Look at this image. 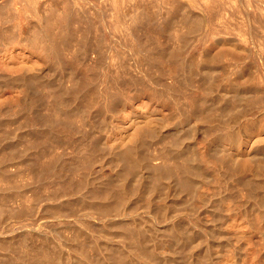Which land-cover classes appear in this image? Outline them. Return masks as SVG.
I'll return each mask as SVG.
<instances>
[{
  "label": "rangeland",
  "instance_id": "374dc122",
  "mask_svg": "<svg viewBox=\"0 0 264 264\" xmlns=\"http://www.w3.org/2000/svg\"><path fill=\"white\" fill-rule=\"evenodd\" d=\"M174 1L154 3L146 14L148 20L143 18L147 24L132 28L131 36L139 38L142 50L127 53L124 46L117 53L110 48L111 55L115 51L118 58L96 41V29L88 32L82 26L78 19L81 4L76 0H71L68 18L59 2L54 4L51 20L47 19V33H53L60 46L53 57L30 47L27 40L34 33L36 19L21 12L19 4L12 5L15 10L10 7L8 12H0V264H264V209L260 210L264 186L256 185L264 178V39H260L264 38V25L252 23L256 33L244 37L237 30L242 16L231 12L234 22L227 18L233 2L222 0L226 3L221 7H233L227 5L226 12L222 7V14L215 16L218 19L212 17L209 22L206 0H178L177 5ZM240 1L243 5L245 0ZM254 1L264 8V0ZM46 5L41 2L39 9L49 17ZM245 5L246 13L258 14L264 23L262 9L255 12ZM82 8L93 20L92 11ZM90 40L101 46L87 48L83 42ZM135 54L149 60L143 57L141 61ZM57 56L58 61L54 60ZM221 76L222 84L216 81ZM252 76L260 80L258 88L251 89ZM87 85L94 87L95 94H87L88 99L84 95L90 89ZM155 89L161 94L178 90L183 101L179 113L165 105L167 95L153 98ZM71 92L75 99L70 98ZM105 92L114 96L111 109L93 105L104 96L113 98ZM58 99L63 100L64 110ZM69 106L73 107L71 114L65 111ZM237 115L241 121L234 126L233 135L225 130L226 122ZM63 124L65 133L59 132ZM56 133L60 137L67 134L66 142ZM181 165L188 172L184 178L175 169Z\"/></svg>",
  "mask_w": 264,
  "mask_h": 264
},
{
  "label": "bare ground",
  "instance_id": "6f19581e",
  "mask_svg": "<svg viewBox=\"0 0 264 264\" xmlns=\"http://www.w3.org/2000/svg\"><path fill=\"white\" fill-rule=\"evenodd\" d=\"M78 3H80L81 5H80V14L78 15V19H79V21H80V23L82 24V26H84L85 28H86V30L89 32L90 30H92V31H94L93 29H96V34H95V37L97 38H95L96 39V41L97 42H100L101 44H102V47H103V45L104 46H107L109 49L111 48V49H113V50H115V51H117V53H118V48H121V47H127L128 48V52L127 53H129V50L131 51V50H135V49H138L139 51H141L142 50V47H141V44H140V42H139V38H136L135 36L134 37H132L131 35H132V28L133 27H135L136 25H138L139 23H144V24H147V20H148V17H147V13H149L150 12V8L151 7H153V5H154V3L157 1V0H76ZM163 1V0H162ZM166 1H168V3L170 4H174L176 1H174V0H166ZM180 1V0H179ZM188 1V0H187ZM226 1V0H225ZM229 1H231V2H233L235 5H233L234 6V8H233V11H232V9H231V11L230 12H228L227 11V15H228V13H229V16H227V18L228 17H231V15L230 14H232V13H234V14H239V15H241L242 17L241 18H243V20L241 21L240 20V22H238L237 21V23H238V25H237V30H239V32H241L242 33V35H244V37H245V35L247 36V34H249V35H253L254 33H256L255 32V27L253 28V26H252V23H254V22H259V24L258 25H260V26H262V25H264V23H262V22H260V20H259V15L258 14H256L257 15V17L256 16H254V15H249V14H251V13H246L247 11H246V9L247 8H245L244 10H243V5L244 4H246L247 3V6H248V8L249 7H253L254 9L253 10H255V12L258 10V9H262V11H264V8H262V4H257V3H254L255 1L254 0H245L246 1V3H245V1H244V4L242 5V3L243 2H241L240 0H229ZM41 2H43L45 5H46V2H47V5H46V7H47V10H48V16L49 17H47V16H44V15H41V13H40V9H39V5L41 4ZM59 2H61L62 3V5H61V8L63 9V11H65V14H66V18H68L69 16H70V12L72 11V8L71 7H73V5H71V0H45V1H41V0H5L4 2H2V5H0V12H8V10H9V8L10 7H12V5L14 6V7H16V5L17 4H19L20 5V8L22 9L21 10V12L23 11V13H26V14H28V15H31V17H34L36 20V24H35V26H34V24H33V26L34 27H32V24H31V27L32 28H34V33L33 34H31V36L30 37H28V43H29V45H31L30 47H32L35 51H45V54H43V55H46V56H48L49 55V57H53L54 55H56V53H57V51H59L58 49L60 48V46H59V48H58V46H57V42H56V40H55V38L53 37V33H51L50 35H49V33H47V31L48 30H50V28L49 29H47V27H49V21L47 20V19H50L51 20V15L54 13V11H55V7H54V4H55V6H57V5H59ZM159 2V1H158ZM184 2V1H183ZM193 2V1H192ZM202 2H203V0H202ZM257 2V1H256ZM180 3V2H179ZM221 3L224 5L225 3H223V1L221 0V2H220V0H206V3H205V6H204V8H205V10H206V12L208 13V21L209 20H211V19H213L214 20V18H215V16H218V14H222V11H221V8L222 7H224V8H222V10L223 9H226L227 7V5H230V4H227V5H225V6H222L221 7ZM227 3H228V1H227ZM77 4V3H76ZM88 4V5H87ZM166 4V3H165ZM178 4V0H177V3H176V5ZM18 5V6H19ZM186 5H187V3H186ZM250 5V6H249ZM87 7V9L88 10H91L92 11V14H93V20L91 19V17L90 16H88L86 13H85V11H83L84 9L82 8V7ZM175 6V5H174ZM232 5H230V8L231 7H233ZM246 5H245V7H247ZM19 8V9H20ZM78 8V7H77ZM230 8H228V9H230ZM11 9H13V7L12 8H10V10ZM18 8H16V10H17ZM78 9V10H79ZM82 9V10H81ZM13 10H15V8L13 9ZM204 10V11H205ZM253 10L251 9L250 11H252L253 12ZM259 10V11H260ZM17 11H20V10H17ZM172 11V10H171ZM175 11V10H174ZM221 11V12H220ZM224 12H226L225 10H223ZM248 11H249V9H248ZM14 12V11H13ZM223 12V13H224ZM232 12V13H231ZM261 12V11H260ZM259 12V14H261ZM20 13V12H19ZM19 13H17V14H19ZM45 13V12H44ZM258 13V12H257ZM184 14V13H183ZM203 14V13H202ZM253 14V13H252ZM262 14H264V13H262ZM28 15H27V17H28ZM225 15V14H224ZM223 15V16H224ZM63 17L62 18H65V16L64 15H62ZM187 16H188V14H187ZM197 16V15H196ZM222 16V15H221ZM236 16V15H235ZM238 16V15H237ZM262 16V15H261ZM1 17V16H0ZM23 17V16H22ZM30 17V18H31ZM144 17H146L147 18V20H143V18ZM175 17V16H174ZM185 17V16H184ZM192 16H190V19H192L191 18ZM212 17H214V18H212ZM234 17V16H233ZM2 18V17H1ZM24 18H25V16H24ZM29 18V17H28ZM189 18V17H188ZM198 18V17H197ZM196 18V19H197ZM217 18V17H216ZM215 18V19H216ZM219 18H220V16H219ZM238 18V17H237ZM261 18V17H260ZM262 18H264V17H262ZM46 19V20H45ZM61 19V18H60ZM59 19V20H60ZM189 19V20H190ZM199 19V18H198ZM197 19V20H198ZM207 19V18H206ZM218 19V18H217ZM232 19V17L230 18V20ZM18 20V19H17ZM185 20H186V17L184 18V23H187V21H188V19L186 20V22H185ZM195 20V19H194ZM194 20H192V21H194ZM196 20V21H197ZM213 20H211V21H213ZM227 20V19H226ZM225 20V21H226ZM235 20V19H234ZM239 20V19H238ZM28 21H31V20H29L28 19ZM53 21V20H52ZM166 21V20H165ZM191 21V20H190ZM191 21V22H192ZM219 21V20H218ZM221 21H223V20H221ZM231 21H233V20H231ZM230 21V22H231ZM5 22V21H4ZM20 22V21H19ZM206 22V21H205ZM210 22V21H209ZM234 22V21H233ZM27 23H29V22H27ZM26 23V24H27ZM79 23V22H78ZM193 23V22H192ZM194 23H196V22H194ZM212 23V22H211ZM218 23H220V22H218ZM22 24V23H21ZM84 24V25H83ZM188 24H189V22H188ZM187 24V25H188ZM203 24H205V23H203ZM206 24H209V23H206ZM230 24V23H229ZM236 24V23H235ZM24 25V24H23ZM199 25H200V23H199ZM198 25V23H197V26L198 27H200ZM218 25V24H217ZM10 26V25H9ZM191 26V25H190ZM190 26L188 27V28H190ZM202 26H204V25H202ZM216 26V25H215ZM228 27H230L229 25H227ZM257 26V25H256ZM20 27V26H19ZM186 27V26H185ZM196 27V26H195ZM218 27H219V25H218ZM234 27V26H233ZM233 27H232V29H233ZM259 27V26H258ZM193 28V27H192ZM200 28H203V27H200ZM200 28H199V30H200ZM205 28V27H204ZM216 28V27H215ZM222 28V27H221ZM231 28V27H230ZM261 28V27H260ZM260 28H258V30H260ZM262 28H264V27H262ZM261 28V29H262ZM22 29V28H21ZM196 29H197V27H196ZM210 29H211V27H210ZM213 29V28H212ZM219 29V28H218ZM217 29V30H218ZM229 29V28H228ZM236 29V28H235ZM190 30V29H189ZM192 30H194V29H192ZM217 30H216V32H217ZM220 30H223V29H220ZM225 30V29H224ZM256 30H257V28H256ZM262 30H264V29H262ZM32 32H33V30H31ZM187 31V30H186ZM226 31V30H225ZM228 31V30H227ZM232 31V30H231ZM230 31V32H231ZM234 31V30H233ZM232 31V32H233ZM180 32V31H179ZM193 31H191L190 33H189V35L192 33ZM211 32H213V30H211ZM239 32H238V35H239ZM100 33V35H98ZM218 33V32H217ZM224 33H226V32H224ZM223 33V34H224ZM241 33H240V35H241ZM262 33V32H261ZM23 34V33H22ZM21 34V35H22ZM176 34V33H175ZM179 34V33H178ZM178 34H176V36H178ZM186 34V33H185ZM187 34H188V31H187ZM205 34V33H204ZM222 34V33H221ZM27 35V34H26ZM98 37H97V36ZM115 35H117V36H119V38L118 37H116ZM212 35V34H211ZM219 35V34H218ZM225 35V34H224ZM229 35V34H228ZM29 36V35H28ZM88 36V35H87ZM184 36H186V35H184ZM209 36V35H208ZM213 36V35H212ZM212 36H209L210 38L212 37ZM233 36V35H232ZM262 36V35H261ZM179 37H183V36H181V34H180V36ZM200 37V36H199ZM202 37V36H201ZM215 37H217V36H215ZM226 37V36H225ZM237 37V36H236ZM239 37H241V36H239ZM248 37V36H247ZM19 38V37H18ZM93 38V39H94ZM120 38L122 39V41L120 40ZM186 39H187V37H185ZM189 38V37H188ZM184 39V38H183ZM203 39V38H202ZM238 39V38H237ZM242 39V38H241ZM260 39H264V38H260ZM13 40V39H12ZM21 40V39H20ZM208 40V39H207ZM206 40V41H207ZM1 41V40H0ZM26 41V42H27ZM95 40H90V41H84L83 42V44L88 48V46L89 45H96V44H94L95 42H94ZM141 41V40H140ZM195 41V40H194ZM197 41V40H196ZM201 41V40H200ZM205 41V42H206ZM239 41V40H238ZM244 41V40H243ZM246 41V40H245ZM248 41V40H247ZM246 41V42H247ZM261 41H264V40H261ZM19 42V41H18ZM94 42V43H93ZM242 42V41H241ZM240 42V43H241ZM255 42V41H254ZM3 43V42H2ZM22 43V42H21ZM93 43V44H92ZM19 44V43H18ZM23 44V43H22ZM21 44V45H22ZM197 44V43H196ZM248 44V43H247ZM246 44V46L248 47L249 45H247ZM258 44H261V43H258ZM28 45V46H29ZM97 45H99V46H101L99 43L97 44ZM146 45H147V43H146ZM204 45V44H203ZM84 46V47H85ZM194 46V45H193ZM198 46H199V44H198ZM91 47V46H90ZM106 47V48H107ZM151 47V46H150ZM195 47V46H194ZM200 47H202V46H200ZM199 47V48H200ZM260 47V46H259ZM262 48H264V45H262L261 46ZM261 47H260V49H261ZM97 48H98V46H97ZM105 48V47H104ZM105 48V49H106ZM108 48L106 49V50H108ZM127 48H125V49H127ZM196 48V47H195ZM198 48V49H199ZM101 49V48H100ZM100 49H98L99 51H100ZM104 49V50H105ZM111 49H110V55H111ZM151 49V48H150ZM202 49V48H201ZM24 50V49H23ZM85 50V49H84ZM96 51H97V49H95ZM194 50V49H193ZM204 50V49H203ZM62 51V50H61ZM115 51H114V54H112L113 56L116 54L115 53ZM126 51V50H125ZM152 51V50H151ZM201 51V50H200ZM256 51V50H255ZM261 51H264V49H262ZM107 52V51H106ZM198 52H199V50H198ZM203 52H205V50L203 51ZM91 53V52H90ZM101 53H102V51H101ZM104 53H105V51H104ZM126 53V52H125ZM125 53H124V55H125ZM126 53V54H127ZM136 53H138V51H136ZM153 53V52H152ZM207 53V52H206ZM205 53V54H206ZM262 53H264V52H262ZM60 54V53H59ZM92 54V53H91ZM174 54V53H173ZM198 54V53H197ZM201 54V53H200ZM209 54V53H208ZM254 54V53H253ZM90 55V54H89ZM100 55H102V54H100ZM105 55V54H104ZM103 55V56H104ZM107 55V54H106ZM108 55H109V53H108ZM111 55V56H112ZM127 55H129V54H127ZM135 55H137V54H135ZM141 55V54H140ZM172 55V54H171ZM59 56V55H58ZM55 57V59L54 58H52V61H53V59L54 60H56V58H58L59 59V57ZM98 56H99V54H98ZM139 55H137V57H138ZM198 56V55H197ZM208 56V55H207ZM82 57H84V56H82ZM100 57V56H99ZM106 57V56H105ZM109 57L110 56H108V59H109ZM115 57V56H114ZM117 58H118V54H117V56H116ZM115 57V58H116ZM121 57V56H120ZM126 57V56H125ZM128 57V56H127ZM143 57H145V56H142V57H138V58H142V59H139V60H144L143 59ZM210 57V56H209ZM223 57V56H222ZM101 58V57H100ZM113 58V57H112ZM138 58H136V59H138ZM146 58H148V57H145V60L144 61H146V60H149V58L148 59H146ZM198 58V57H197ZM221 58V57H220ZM226 58V57H225ZM258 58V57H257ZM257 58H255V59H257ZM262 59H264V54H262V57H261ZM227 59V58H226ZM236 59V58H235ZM50 60H51V58H50ZM63 60V59H62ZM90 60V59H89ZM101 60V59H100ZM103 60V59H102ZM110 60H113V59H111V57H110ZM116 60V59H115ZM139 60H138V62H139ZM207 60H208V58H207ZM210 60V59H209ZM56 61H58V60H56ZM60 61V60H59ZM221 61H223V60H221ZM220 61V62H221ZM235 61V60H234ZM238 61V60H237ZM243 61V60H242ZM200 62V61H199ZM202 62V61H201ZM227 62V61H226ZM59 63V62H58ZM105 63V62H104ZM103 63V64H104ZM117 63V62H116ZM119 63V62H118ZM213 63V62H212ZM219 63V62H218ZM77 64V63H76ZM100 64H102V63H100ZM102 64V65H103ZM107 64V63H106ZM112 64V63H111ZM142 64V63H141ZM206 64V63H205ZM223 64V63H222ZM225 64V63H224ZM242 64V63H241ZM248 64V63H247ZM31 65V64H30ZM69 65V64H68ZM81 65V64H80ZM101 65V66H102ZM120 65V64H119ZM215 65V64H214ZM64 66V65H63ZM67 66V65H66ZM66 66H64V67H66ZM100 66V67H101ZM114 66V65H113ZM121 66V65H120ZM170 66V65H169ZM238 66H240V65H238ZM35 67V66H34ZM63 67V68H64ZM80 67V66H79ZM104 67V66H103ZM108 67H110V66H108ZM228 67V66H227ZM230 67V66H229ZM35 68H37V67H35ZM98 68V67H97ZM102 68V67H101ZM101 68H99L100 69V71L102 70ZM106 68V67H105ZM33 69V68H32ZM60 69V68H59ZM74 69V68H73ZM78 69V68H77ZM98 69V70H99ZM108 69V68H107ZM115 69H116V65H115ZM223 69V68H222ZM229 69V68H228ZM41 70V69H40ZM61 70V69H60ZM69 70H70V68H69ZM75 70V69H74ZM237 70H238V68H237ZM246 70V69H245ZM35 71V70H34ZM59 71V70H58ZM64 71V70H63ZM88 71V70H87ZM86 71V72H87ZM104 71V70H103ZM106 71V70H105ZM259 71V70H258ZM261 71H262V69H261ZM73 72V71H72ZM94 72V71H93ZM99 72V71H98ZM122 72V71H121ZM212 72H213V70H212ZM223 72V71H222ZM239 72H241V70L239 71ZM247 72V71H246ZM262 72H264V71H262ZM101 73H104V75L105 76H108V75H106V74H108L109 73V71L106 73V72H101ZM106 73V74H105ZM201 73V72H200ZM220 73V72H219ZM226 73V72H225ZM232 73V72H231ZM235 73V72H234ZM257 73V72H256ZM64 74V73H63ZM66 74V73H65ZM78 74V73H77ZM190 74V73H189ZM196 74V73H195ZM203 74V73H202ZM216 74H218V72L216 73ZM229 74V73H228ZM228 74H227V76H228ZM253 74H255V73H253ZM257 74H259V73H257ZM99 75V74H98ZM120 75V74H119ZM212 75V74H211ZM226 75V74H225ZM235 75V74H234ZM252 75V74H251ZM30 76V75H29ZM60 76V75H59ZM101 76V75H100ZM205 76V75H204ZM222 76H223V74H222ZM222 76L221 77H217V82L218 81H221V83L220 84H222L223 82H224V77L222 78ZM50 77V76H49ZM95 77V76H94ZM104 77V76H103ZM260 77V76H259ZM9 78V77H8ZM14 78V77H13ZM84 78V77H83ZM107 78V77H106ZM120 78V77H119ZM171 78V77H170ZM195 78V77H194ZM205 78V77H204ZM211 78V77H210ZM215 78V77H214ZM239 78V77H238ZM15 79V78H14ZM17 80V79H16ZM56 80V79H55ZM85 80V79H84ZM114 80V79H113ZM168 80V79H167ZM239 80V79H238ZM63 81V80H62ZM123 81V80H122ZM140 81V80H139ZM262 81V80H261ZM79 82V81H78ZM231 81H229V83H230ZM237 82V81H236ZM235 82V83H236ZM259 82H260V80H258V79H256L255 78V76H252L251 77V79H250V82H248V83H250L249 85H250V87H251V89L253 88V87H256L258 84H259ZM88 83V82H87ZM211 83V82H210ZM234 83V84H235ZM241 83V82H240ZM247 83V84H248ZM262 83V82H261ZM82 84V83H81ZM92 84V83H91ZM96 84V83H95ZM220 84H219V86H220ZM227 84V83H226ZM246 84V85H247ZM77 85H80V84H77ZM164 85V84H163ZM196 85V84H195ZM199 85V84H198ZM203 85V84H202ZM237 85V84H236ZM20 86V85H19ZM88 86V85H87ZM92 86V85H91ZM94 86V85H93ZM97 86V85H96ZM95 86V87H96ZM107 86V85H106ZM109 86H111V85H109ZM118 86V85H117ZM197 86V85H196ZM205 86V85H204ZM207 86V85H206ZM261 86V85H260ZM77 87V86H76ZM89 87V86H88ZM224 87V86H223ZM247 87V86H246ZM249 87V86H248ZM90 89H91V87H89ZM94 88V87H93ZM92 88V89H93ZM102 88H104V87H102ZM185 88V87H184ZM198 88V87H197ZM211 88V87H210ZM218 88V87H217ZM222 88V87H221ZM240 88V87H239ZM256 88H258V87H256ZM31 89V88H30ZM45 89V88H44ZM89 89V91H90V93H89V91H88V93L87 92H85V91H87V89H85L84 90V95H86L87 96V94L88 95H90L91 96V94L94 96L95 94H93L92 93V89L90 90ZM98 89H99V87H98ZM109 89H111V88H107V90L106 91H109ZM163 89V88H162ZM167 89V88H166ZM208 89H209V87H208ZM262 89V88H261ZM95 90V89H94ZM96 90H97V87H96ZM100 90V89H99ZM102 90V89H101ZM159 90H161V89H159ZM206 90V89H205ZM257 90V89H256ZM69 91V90H68ZM74 91V90H73ZM125 91V90H124ZM171 91V90H170ZM168 92L167 93V91L166 92H164V93H160V92H157V89H155V91H153V98L154 97H160V96H162V95H167L168 96V99H166L165 98V105H168L169 107H171L172 106V108H173V110L172 111H176V112H178L179 111V109H180V104H181V101L182 100H180V94L181 93H179L178 92V90H173V91H171V92ZM95 93H96V91H94ZM110 92H111V90H110ZM110 92H109V94H110ZM201 92V91H200ZM216 92V91H215ZM235 92V91H234ZM243 92V91H242ZM259 92V91H258ZM72 94H71V96L73 95H75V94H73V92H71ZM97 93H99V92H97ZM170 93V94H169ZM218 93V92H217ZM222 93V92H221ZM252 93V92H251ZM102 94H103V92H102ZM108 94V92L106 93H104V95H107ZM108 94V95H109ZM114 94V93H113ZM117 94V93H116ZM224 94H226V93H224ZM228 94V93H227ZM246 94V93H245ZM248 94V93H247ZM35 95V94H34ZM57 95H58V93H57ZM69 95V94H68ZM99 95H101V94H99ZM103 95V96H104ZM107 95V96H108ZM111 95V94H110ZM217 95V94H216ZM243 95V94H242ZM258 95H259V93H258ZM261 95V94H260ZM259 95V96H260ZM59 96V95H58ZM57 96V97H58ZM70 96V95H69ZM70 97V98H74V97ZM79 96V95H78ZM81 96V95H80ZM97 96H98V94H97ZM97 96L96 97H93V99H92V101H94V99L95 98H97ZM112 96V95H111ZM149 96V95H148ZM188 96V95H187ZM225 96V95H224ZM237 96V95H236ZM257 96V95H256ZM259 96L257 97V99L259 98ZM60 97V96H59ZM58 97V98H59ZM61 97H63V96H61ZM102 97V96H101ZM110 97V96H109ZM109 97H105L104 96V99L103 100H101V98L98 100V101H94L93 102V105L95 104V103H99L100 105L99 106H103L105 109L107 108V109H111L114 105H115V101L113 100L114 99V96H112L113 98L111 99V98H109ZM121 97V96H120ZM199 97V96H198ZM232 97V96H231ZM230 97V98H231ZM242 97V96H241ZM262 97V96H261ZM78 98V97H77ZM80 99L82 98V97H79ZM78 98V99H79ZM84 98V97H83ZM86 98V97H85ZM89 98V99H90ZM67 99H68V97H67ZM75 99V98H74ZM87 99H88V96H87ZM87 99H82L83 100V102H84V104L86 103V102H88V100ZM90 99V100H91ZM162 99V98H161ZM236 99V98H235ZM255 99H256V97H255ZM61 100L62 99H60V101H59V99L57 100V102L59 103H61ZM89 100V101H90ZM96 100V99H95ZM115 100H116V97H115ZM208 100V99H207ZM262 100H264V99H262ZM14 101V100H13ZM26 101V100H25ZM63 101V100H62ZM74 101H77V100H74ZM79 101H81V100H78V104H81V103H79ZM125 101V100H124ZM200 101V100H199ZM209 101V100H208ZM238 101V100H237ZM242 101V100H241ZM241 101H240V104H241ZM259 101V103H261L260 102V100H258ZM21 102H23V101H21ZM66 102V101H65ZM71 102V101H70ZM73 102V101H72ZM91 102V101H90ZM183 102V101H182ZM216 102V101H215ZM243 102V101H242ZM251 102H253V100L251 101ZM257 102V101H256ZM29 103V102H28ZM160 103H164V102H160ZM213 103V102H212ZM258 103V102H257ZM258 103V104H259ZM83 104V105H84ZM87 104V103H86ZM225 104V103H224ZM242 104H244V102L242 103ZM254 104V103H253ZM52 105V104H51ZM92 105V104H91ZM96 105V104H95ZM94 105V106H95ZM98 105V104H97ZM157 105V104H156ZM160 105V104H159ZM260 105V104H259ZM23 106H25V105H23ZM58 106H60V105H58ZM62 103H61V109L62 110H64L63 108H62ZM82 106V105H81ZM122 106V105H121ZM198 106V105H197ZM225 106V105H224ZM243 106V105H242ZM245 106V105H244ZM261 106V105H260ZM262 106H264V105H262ZM261 106V107H262ZM22 107V106H21ZM29 107V106H28ZM87 107H89L88 105H87ZM221 107V106H220ZM247 107V106H246ZM256 107H257V105H256ZM260 107V108H261ZM84 108V107H83ZM171 108V109H172ZM259 108V107H258ZM259 108V109H260ZM85 109H87V108H85ZM96 109V108H95ZM104 109V110H105ZM228 109V108H227ZM247 109V108H246ZM261 109H264V107H262ZM70 111V112H68L69 114H71V112H72V110H73V107H71V106H69V107H67V108H65V111ZM76 110V109H75ZM204 110V109H203ZM14 111V110H13ZM50 111V110H49ZM66 111V112H67ZM91 111V110H90ZM107 111V110H106ZM59 112V111H58ZM88 112H89V110H88ZM115 112H116V110H115ZM193 112V111H192ZM73 113H74V111H73ZM84 112H82V114H83ZM87 113V112H86ZM86 113H84V114H86ZM179 113V112H178ZM230 113V112H229ZM49 114V113H48ZM88 114V113H87ZM86 114V115H87ZM202 114V113H201ZM212 114V113H211ZM89 115V114H88ZM88 115H87V117H88ZM156 115V114H155ZM242 115V114H241ZM25 116V115H24ZM38 116V115H37ZM71 116V115H70ZM72 116H74L75 117V115H73L72 114ZM72 116H71V118H72ZM79 116V115H78ZM91 116V115H90ZM97 116V115H96ZM173 116V115H172ZM199 116V115H198ZM30 117V116H29ZM83 117H85V116H82V117H80V118H83ZM86 117V118H87ZM103 117V116H102ZM178 117V116H177ZM251 117V116H250ZM39 118V117H38ZM89 118V117H88ZM87 118V120L89 121V119ZM101 118V117H100ZM179 118V117H178ZM255 118V117H254ZM51 119H52V116H51ZM58 119V118H57ZM73 119V118H72ZM78 119V118H77ZM85 118H83L82 120L83 121H85L84 120ZM198 119V118H197ZM244 119V118H243ZM31 120V119H30ZM44 120H45V118H44ZM94 120V119H93ZM179 120V119H178ZM57 121V120H56ZM77 121V120H76ZM231 122H226L227 124V128L225 129L227 132H230L231 134H236V131L234 130L233 131V129H234V126H237V124L238 123H240V116L239 115H237V116H235L232 120H230ZM78 122V121H77ZM91 122V121H90ZM93 122V121H92ZM243 122V121H242ZM247 122V121H246ZM49 123V122H48ZM75 123V122H74ZM81 123V122H80ZM195 123V122H194ZM193 123V124H194ZM224 123V122H223ZM26 124V123H25ZM34 124V123H33ZM37 124V123H36ZM52 124V123H51ZM70 124V123H69ZM191 124V123H190ZM244 124H245V122H244ZM44 125V124H43ZM48 125V124H47ZM72 125V124H71ZM84 125V124H83ZM180 125V124H179ZM228 125H231V128L230 129H228L229 128V126ZM50 126V125H49ZM64 126V127H63ZM91 126V125H90ZM219 126H220V124H219ZM223 126V125H222ZM29 127V126H28ZM27 127V128H28ZM55 127H56V125H55ZM252 127V126H251ZM17 128V127H16ZM57 128V127H56ZM59 128V127H58ZM70 128V127H69ZM69 128H67V131H68V129ZM211 128V127H210ZM239 128V127H238ZM46 129V128H45ZM149 129V128H148ZM200 129V128H199ZM220 129V128H219ZM52 130V129H51ZM66 130V126L63 124L62 126H60V128H59V132H66L65 131ZM142 130V129H141ZM180 130H181V128H180ZM221 130H223V129H220V133H221ZM49 131V130H48ZM57 130L55 129V132H56ZM70 131V130H69ZM76 131V130H75ZM226 131H224V133L226 132ZM249 131V130H248ZM35 132V131H34ZM50 132V131H49ZM71 133H72V131H70ZM138 132V131H137ZM180 132V131H179ZM219 132V131H218ZM217 132V133H218ZM68 133V132H67ZM84 133V132H83ZM51 134V133H50ZM58 133H56L55 135L56 136H59V135H57ZM60 134V133H59ZM32 135V134H31ZM54 135V134H53ZM65 135V134H64ZM64 135H62L61 134V136L62 137H60V138H63V137H65L64 139H65V142H66V139H67V134L64 136ZM70 134L68 133V136H69ZM26 136V135H25ZM30 136V135H29ZM52 136V135H51ZM81 136V135H80ZM79 136V137H80ZM136 136V135H135ZM160 136V135H159ZM191 136V135H190ZM227 136V135H226ZM31 137H33V136H31ZM39 137V136H38ZM78 137V136H77ZM84 137V136H83ZM233 137V136H232ZM244 137V136H243ZM10 138V137H9ZM36 138V137H35ZM49 138V137H48ZM58 138V137H57ZM239 138V137H238ZM6 139V138H5ZM41 139V138H40ZM70 139V138H69ZM36 140H38V139H36ZM48 141V140H47ZM68 141H71V140H68ZM262 141V140H261ZM46 142V141H45ZM44 142V143H45ZM56 142V141H55ZM172 142V141H171ZM186 142V141H185ZM209 142V141H208ZM19 143V142H18ZM21 143V142H20ZM24 143V142H23ZM37 143V142H36ZM47 143V142H46ZM131 144V143H130ZM16 145H17V143H16ZM60 145V144H59ZM75 145V144H74ZM257 145V144H256ZM14 146V145H13ZM24 146V145H23ZM56 146V145H55ZM9 147V146H8ZM22 147V146H21ZM34 147V146H33ZM61 147V146H60ZM59 147V148H60ZM128 147V146H127ZM185 147V146H184ZM12 148V147H11ZM10 148V149H11ZM45 148V147H44ZM51 148V147H50ZM190 148V147H189ZM27 149V148H26ZM32 149V148H31ZM78 149V148H77ZM172 149V148H171ZM13 150V149H12ZM37 150V149H36ZM90 150V149H89ZM120 150V149H119ZM254 150V149H253ZM14 151V150H13ZM28 151V150H27ZM91 151V150H90ZM173 151V150H172ZM9 152V151H8ZM42 152V151H41ZM52 152V151H51ZM54 152V151H53ZM61 152V151H60ZM81 153V152H80ZM254 153V152H253ZM4 154V153H3ZM27 154H28V152H27ZM71 154V153H70ZM77 154V153H76ZM131 154V153H130ZM178 154V153H177ZM256 154V153H255ZM255 154H253V155H255ZM49 155H51V154H49ZM236 155V154H235ZM30 156V155H29ZM52 156V155H51ZM135 156V155H134ZM1 157V156H0ZM34 157H36V156H34ZM46 157V156H45ZM183 157V156H182ZM211 157V156H210ZM240 157V156H239ZM57 158V157H56ZM132 158V157H131ZM137 158V157H136ZM32 159V158H31ZM34 159V158H33ZM37 159V158H36ZM36 162V161H35ZM44 162V161H43ZM48 162V161H47ZM63 162V161H62ZM134 162V161H133ZM132 162V163H133ZM30 163V162H29ZM42 163V162H41ZM46 163V162H45ZM67 163V162H66ZM260 163V162H259ZM39 164V163H38ZM49 164V163H48ZM57 164V163H56ZM60 164H61V162H60ZM74 164V163H73ZM134 164V163H133ZM161 164V163H160ZM63 165V164H62ZM69 165V164H68ZM131 165V164H130ZM191 165V164H190ZM32 166V165H31ZM51 166V165H50ZM174 166V165H173ZM176 166V165H175ZM196 166V165H195ZM237 166V165H236ZM250 166V165H249ZM24 167V166H23ZM39 167V166H38ZM47 167H49V166H47ZM64 167V166H63ZM182 167H184V166H177L175 169L178 171L177 173H179V174H182L183 175V178H184V174L186 175V174H188V172H187V170L185 169V168H182ZM211 167V166H210ZM240 167V166H239ZM25 168V167H24ZM31 168V167H30ZM43 168V167H42ZM44 168H45V166H44ZM173 169H174V167H172ZM195 168V167H194ZM213 168V167H212ZM245 168V167H244ZM244 168L242 167V169L244 170ZM29 169V168H28ZM34 169V168H33ZM21 170V169H20ZM44 170V169H43ZM59 170V169H58ZM58 170H56V171H58ZM175 170V171H176ZM238 170V169H237ZM259 170V169H258ZM29 171V170H28ZM74 171V170H73ZM42 172V171H41ZM54 172V171H53ZM53 172H52V175H53ZM164 172V171H163ZM251 172V171H250ZM39 173V172H38ZM59 173V172H58ZM63 173V172H62ZM80 173V172H79ZM205 173V172H204ZM49 174V173H48ZM91 174V173H90ZM10 175V174H9ZM87 175V174H86ZM162 175V174H161ZM235 175V174H234ZM56 176V175H55ZM75 176V175H74ZM81 176V175H80ZM181 176V175H180ZM202 176V175H201ZM224 176V175H223ZM251 176V175H250ZM14 177V176H13ZM51 177V176H50ZM53 177V176H52ZM186 177V176H185ZM252 177V176H251ZM8 178V177H7ZM24 178V177H23ZM60 178V177H59ZM81 178V177H80ZM79 178V179H80ZM200 178V177H199ZM206 178H208V177H206ZM246 178H248V177H246ZM253 178V177H252ZM260 178V177H259ZM3 179V178H2ZM5 179V178H4ZM28 179V178H27ZM228 179V178H227ZM257 179V178H256ZM90 180V179H89ZM164 180V179H163ZM24 181H25V179H24ZM30 181H32V180H30ZM36 181V180H35ZM77 181V180H76ZM82 181H84V180H82ZM233 181V180H232ZM256 181V180H255ZM9 183V182H8ZM77 183V182H76ZM78 183H80V182H78ZM97 183V182H96ZM158 183V182H157ZM216 183V182H215ZM124 184V183H123ZM196 184V183H195ZM20 185V184H19ZM256 185H259L260 187H262V186H264V178H260L257 182H256ZM91 186V185H90ZM42 187V186H41ZM68 187V186H67ZM95 187V186H94ZM222 187V186H221ZM45 188V187H44ZM57 188H59V187H57ZM104 188V187H103ZM74 189V188H73ZM92 189H94V188H92ZM194 189V188H193ZM7 190V189H6ZM63 190V189H62ZM70 190V189H69ZM121 190V189H120ZM30 191V190H29ZM42 191V190H41ZM47 191V190H46ZM49 191V190H48ZM73 191V190H72ZM84 191V190H83ZM98 191V190H97ZM10 192V191H9ZM65 192H67V191H65ZM226 192V191H225ZM249 192H251V191H249ZM256 192V191H255ZM26 193V192H25ZM35 193V192H34ZM42 193H44V192H42ZM93 193H94V191H93ZM253 194H254V192H252ZM252 193H245V195L244 196H246V197H248V196H252ZM262 193V192H261ZM66 194V193H65ZM69 194V193H68ZM83 194V193H82ZM227 194V193H226ZM236 194V193H235ZM262 194H264V193H262ZM5 195V194H4ZM31 195V194H30ZM40 195V194H39ZM88 195V194H87ZM225 195V194H224ZM223 195V196H224ZM8 196H9V194H8ZM33 196H34V194H33ZM237 195H234V197H236ZM244 196H242V197H244ZM262 196H264V195H262ZM98 197V196H97ZM110 197V196H109ZM254 197H256V196H254ZM5 198V197H4ZM79 198V197H78ZM81 198V197H80ZM88 198V197H87ZM124 198V197H123ZM232 198V197H231ZM7 199V198H6ZM26 199V198H25ZM107 199V198H106ZM105 199V200H106ZM249 199V198H248ZM247 199V200H248ZM31 200H32V198H31ZM30 200V201H31ZM71 200V199H70ZM80 200V199H79ZM221 200V199H220ZM262 200V199H261ZM37 201V200H36ZM91 201V200H90ZM89 201V202H90ZM254 201V200H253ZM258 201H260L259 199H258ZM39 202V201H38ZM126 202V201H125ZM255 202H256V200H255ZM262 202H264V201H262ZM116 203H118V202H116ZM231 203V202H230ZM258 203V202H257ZM110 204V203H109ZM118 204H120V203H118ZM183 204H185V203H183ZM261 203H258V205H260ZM58 205V204H57ZM56 205V206H57ZM61 205V204H60ZM70 205V204H69ZM73 205V204H72ZM98 205V204H97ZM248 205V204H247ZM250 205H251V203H250ZM257 205V204H256ZM233 206V205H232ZM254 206V205H253ZM261 206V205H260ZM69 207V206H68ZM251 207V206H250ZM250 207H249V209H250ZM1 208V207H0ZM56 208V207H55ZM58 208V207H57ZM238 208V207H237ZM259 208V207H258ZM71 209V208H70ZM97 209V208H96ZM248 209V210H249ZM261 209H264V207H260V210ZM192 210V209H191ZM234 210V209H233ZM232 210V211H233ZM238 210V209H237ZM254 210V209H253ZM255 211V210H254ZM259 211V210H258ZM106 212V211H105ZM18 213V212H17ZM132 213V212H131ZM130 213V214H131ZM241 213V212H240ZM247 213V212H246ZM2 214V213H1ZM122 214V213H121ZM120 214V215H121ZM128 214V213H127ZM257 214V213H256ZM259 214V213H258ZM189 215V214H188ZM255 215V214H254ZM122 216V215H121ZM136 216H137V214H136ZM241 216H242V214H241ZM247 216V215H246ZM261 216H264V210H262L261 211ZM244 217V216H243ZM0 218H1V216H0ZM67 222V221H66ZM252 222V221H251ZM246 223V222H245ZM257 223V222H256ZM134 224V223H133ZM186 224V223H185ZM23 225V224H22ZM262 225H264V224H262ZM69 226V225H68ZM105 226V225H104ZM66 227V226H65ZM80 227V226H79ZM175 227V226H174ZM68 228H70V227H68ZM101 228V227H100ZM99 228V229H100ZM204 229V228H203ZM262 229V228H261ZM65 230V229H64ZM71 230V229H70ZM97 230V229H96ZM72 231V230H71ZM102 231V230H101ZM246 231V230H245ZM186 232V231H185ZM7 233V232H6ZM25 233V232H24ZM75 233V232H74ZM127 233V232H126ZM30 234V233H29ZM138 234V233H137ZM11 235V234H10ZM20 235V234H19ZM71 235V234H70ZM22 236V235H21ZM58 236V235H57ZM261 236H262V234H261ZM260 236V237H261ZM38 237V236H37ZM53 237V236H52ZM60 237V236H59ZM62 237V236H61ZM66 237V236H65ZM72 237V236H71ZM22 238V237H21ZM24 238V237H23ZM30 238V237H29ZM32 238V237H31ZM11 239V238H10ZM82 239V238H81ZM261 239V238H260ZM4 240V239H3ZM28 240V239H27ZM262 240V239H261ZM260 240V241H261ZM46 241V240H45ZM44 241V242H45ZM67 241L69 242V240L67 239ZM85 241V240H84ZM97 241V240H96ZM41 242V241H40ZM61 242V241H60ZM62 242H64V241H62ZM66 242V241H65ZM142 242V241H141ZM257 242V241H256ZM22 243V242H21ZM53 243V242H52ZM140 243V242H139ZM244 243V242H243ZM5 244V243H4ZM145 244V243H144ZM195 244V243H194ZM41 245H42V243H41ZM49 245H50V243H49ZM72 245V244H71ZM76 245V244H75ZM100 245V244H99ZM255 245V244H254ZM3 246V245H2ZM147 246V245H146ZM39 247V246H38ZM74 247V246H73ZM78 247V246H77ZM81 247V246H80ZM23 248V247H22ZM42 248H43V246H42ZM72 248V247H71ZM151 248V247H150ZM8 249V248H7ZM16 249V248H15ZM63 249V248H62ZM193 249V248H192ZM35 250V249H34ZM37 250H38V248H37ZM52 250V249H51ZM70 250V249H69ZM68 250V251H69ZM75 250V249H74ZM78 250V249H77ZM85 250V249H84ZM83 250V251H84ZM8 251V250H7ZM46 251V250H45ZM9 252V251H8ZM47 252V251H46ZM53 252V251H52ZM64 252V251H63ZM149 252H151V251H149ZM73 253H74V251H73ZM78 253H79V251H78ZM85 253V252H84ZM137 253V252H136ZM234 253V252H233ZM24 254V253H23ZM45 255V253H43L42 252V254L41 255ZM193 254V253H192ZM35 255H37L38 257V259L40 258V256H39V253L38 254H35ZM47 255V254H46ZM45 255V256H46ZM60 255H62V253L60 254ZM76 255V254H75ZM99 255V254H98ZM30 256V255H29ZM78 256V255H77ZM96 256V255H95ZM27 257V256H26ZM30 257H35L34 255L33 256H30ZM49 257V256H48ZM63 257V256H62ZM71 257V256H70ZM80 257V256H79ZM185 257H187V256H185ZM262 257H264V256H262ZM36 258V259H37ZM83 258V257H82ZM89 258V257H88ZM122 258V257H121ZM124 258V257H123ZM232 258H233V256H232ZM51 259V258H50ZM56 259H58V258H56ZM67 259V258H66ZM78 259V258H77ZM247 259V258H246ZM29 260V259H28ZM52 260V259H51ZM53 260H55V259H53ZM50 261V260H49ZM69 261V260H68ZM73 261V263H74V259L72 260ZM66 262V261H65ZM70 262V261H69ZM84 262H85V260H84ZM234 262V261H233ZM5 263V262H4ZM13 263V262H12ZM6 264H7V262H6ZM63 264V263H62ZM71 264V263H70Z\"/></svg>",
  "mask_w": 264,
  "mask_h": 264
}]
</instances>
